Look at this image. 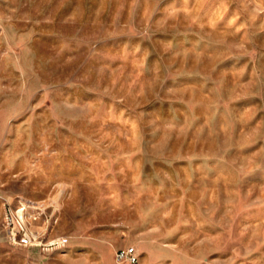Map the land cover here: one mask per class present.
Listing matches in <instances>:
<instances>
[{
	"label": "rangeland",
	"instance_id": "obj_1",
	"mask_svg": "<svg viewBox=\"0 0 264 264\" xmlns=\"http://www.w3.org/2000/svg\"><path fill=\"white\" fill-rule=\"evenodd\" d=\"M0 264H264V0H0Z\"/></svg>",
	"mask_w": 264,
	"mask_h": 264
},
{
	"label": "built area",
	"instance_id": "obj_2",
	"mask_svg": "<svg viewBox=\"0 0 264 264\" xmlns=\"http://www.w3.org/2000/svg\"><path fill=\"white\" fill-rule=\"evenodd\" d=\"M42 211L40 206L32 201L18 199L5 201L2 210L1 227L4 240L7 245L16 247H41L54 248L55 245H64L62 237L44 238V233L30 226L26 213L35 216L34 213ZM114 257L119 261L134 263L136 254L133 246L117 248Z\"/></svg>",
	"mask_w": 264,
	"mask_h": 264
},
{
	"label": "bare ground",
	"instance_id": "obj_3",
	"mask_svg": "<svg viewBox=\"0 0 264 264\" xmlns=\"http://www.w3.org/2000/svg\"><path fill=\"white\" fill-rule=\"evenodd\" d=\"M57 246H62V245H55L54 248L57 247Z\"/></svg>",
	"mask_w": 264,
	"mask_h": 264
}]
</instances>
